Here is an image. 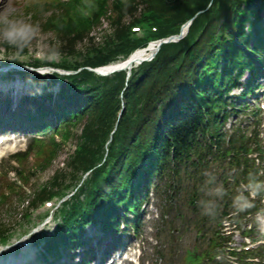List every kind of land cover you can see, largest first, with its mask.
I'll use <instances>...</instances> for the list:
<instances>
[{
	"label": "rangeland",
	"instance_id": "1",
	"mask_svg": "<svg viewBox=\"0 0 264 264\" xmlns=\"http://www.w3.org/2000/svg\"><path fill=\"white\" fill-rule=\"evenodd\" d=\"M46 0H0V43L16 42L29 47L31 52H42L46 56L53 52L73 53L70 48L73 46L75 50L85 52L92 47L103 43L107 38V33H111L107 29L105 23L100 29L93 30L92 33L83 34L85 36L82 41L68 43L67 37L50 28V19L62 14L51 6H42V2ZM48 2V1H47ZM44 4V3H43ZM92 37V38H90ZM70 51V52H69ZM58 55V54H57ZM81 128L75 129L76 133H80ZM72 141V140H71ZM76 142L73 140L66 145L65 150L56 156L53 163L41 169L39 166L43 162L44 157H32L28 162H24L22 170L25 176H22L21 183L24 189H17L18 192L8 194V180L14 182L17 180L16 173H10L9 178L0 180V195H6L8 202L0 204V219L6 223L13 224L20 219L27 211L28 200L32 193H37L39 184H46L53 179L56 172L65 168L66 159L69 154L75 150ZM63 168V169H64ZM7 169V168H6ZM11 171V169H7ZM2 172V169L0 170ZM67 171V170H66ZM6 183V184H5ZM34 193V194H35ZM19 194L25 195L26 200L18 198ZM8 196V197H7ZM21 200V201H20Z\"/></svg>",
	"mask_w": 264,
	"mask_h": 264
},
{
	"label": "trees",
	"instance_id": "2",
	"mask_svg": "<svg viewBox=\"0 0 264 264\" xmlns=\"http://www.w3.org/2000/svg\"><path fill=\"white\" fill-rule=\"evenodd\" d=\"M255 1V5L257 6V5H260V3H261V0H254ZM155 5H157V6H160V7H167V5L162 1V0H156L155 2H153ZM132 9V11L133 10H135V7L133 8V7H131ZM51 24V23H50ZM51 26V25H50ZM51 28L52 29H54L56 32H58L59 34H63L64 35V37L66 38L67 37V39L69 40V41H71V35H70V31H67V28L66 27H60V28H54V27H52L51 26ZM83 34V33H82ZM81 34V35H82ZM84 37L85 36H81L80 37V40H78V41H82L83 39H84ZM73 42H77V40H74ZM68 43H71V42H68ZM71 44H73V43H71Z\"/></svg>",
	"mask_w": 264,
	"mask_h": 264
},
{
	"label": "bare ground",
	"instance_id": "3",
	"mask_svg": "<svg viewBox=\"0 0 264 264\" xmlns=\"http://www.w3.org/2000/svg\"><path fill=\"white\" fill-rule=\"evenodd\" d=\"M144 54H145L144 52H140V53H137L135 56H136V58H139V57H143ZM106 70H108V69H106Z\"/></svg>",
	"mask_w": 264,
	"mask_h": 264
},
{
	"label": "clouds",
	"instance_id": "4",
	"mask_svg": "<svg viewBox=\"0 0 264 264\" xmlns=\"http://www.w3.org/2000/svg\"><path fill=\"white\" fill-rule=\"evenodd\" d=\"M205 211L207 212V211H210V209L206 206L205 207Z\"/></svg>",
	"mask_w": 264,
	"mask_h": 264
}]
</instances>
